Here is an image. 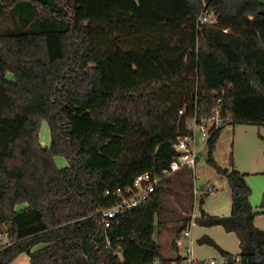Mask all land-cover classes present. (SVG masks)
I'll use <instances>...</instances> for the list:
<instances>
[{
  "label": "trees",
  "instance_id": "1",
  "mask_svg": "<svg viewBox=\"0 0 264 264\" xmlns=\"http://www.w3.org/2000/svg\"><path fill=\"white\" fill-rule=\"evenodd\" d=\"M205 10L216 23L198 27ZM196 108L264 128V0H0V264H182L176 240L165 258L155 239L172 177L109 228L102 212L117 202L107 191L165 173ZM225 129L207 163L228 181L231 216L201 211L197 224L235 233L240 263L200 243L264 264L247 175L214 158Z\"/></svg>",
  "mask_w": 264,
  "mask_h": 264
},
{
  "label": "rangeland",
  "instance_id": "2",
  "mask_svg": "<svg viewBox=\"0 0 264 264\" xmlns=\"http://www.w3.org/2000/svg\"><path fill=\"white\" fill-rule=\"evenodd\" d=\"M226 131L217 146L214 158L223 169L231 168L233 163L236 170L248 174L247 182L252 190L250 201L256 212H262L257 217L259 225L264 227V128L259 125L236 124ZM39 136L43 147H50L51 132L48 122L41 123ZM207 154V151L204 152L196 165V180L182 177L163 185L162 209L157 220V224L158 221L161 224L156 227L155 238L162 246L165 258H176L173 243L181 238L183 231L194 221L193 215L196 218L201 215L199 202L196 201L195 204L193 187L200 195L203 188L211 190L215 185L218 191L206 198L203 210L211 216H231L232 191L226 177L219 175L207 163ZM55 161L61 169L68 166L63 157H57ZM191 235L193 257L198 260L210 261L222 256L216 247L198 243V240L205 236L213 239L224 251L235 252L239 247L237 235L225 232L222 227H202L196 224L191 227ZM6 241L5 237L4 242ZM11 264H30V261L27 254H22Z\"/></svg>",
  "mask_w": 264,
  "mask_h": 264
},
{
  "label": "built area",
  "instance_id": "3",
  "mask_svg": "<svg viewBox=\"0 0 264 264\" xmlns=\"http://www.w3.org/2000/svg\"><path fill=\"white\" fill-rule=\"evenodd\" d=\"M207 23L215 24L216 20L213 13L205 10L197 24L200 27ZM179 113L181 116H184L185 110H181ZM231 125L232 118L229 113L222 114V111L217 109L212 116H206L203 114L202 108H196L194 115L187 121V133L180 135L173 146L175 151L174 158L163 175L144 173L137 176L132 187L125 190L116 189L106 192V196L115 197L117 202L113 208L102 212L105 227L109 228L112 219H115L124 208L138 207L147 201L163 179L171 178L183 170L194 171L203 153L208 152L210 139L220 129L230 127ZM211 190L209 189L210 192ZM183 234L186 237L190 236L188 231H185ZM4 238L5 236H0V250L5 243ZM227 259L226 256L222 255L219 259L210 261L198 260L189 254L184 258L182 264H227ZM234 259L240 263L238 256L234 257Z\"/></svg>",
  "mask_w": 264,
  "mask_h": 264
},
{
  "label": "crops",
  "instance_id": "4",
  "mask_svg": "<svg viewBox=\"0 0 264 264\" xmlns=\"http://www.w3.org/2000/svg\"><path fill=\"white\" fill-rule=\"evenodd\" d=\"M234 126H230V127H227L225 130H224V132L222 133V136H223V134L224 133H226L227 131V129H232ZM222 136H221V138H222ZM264 138V137H263ZM221 140V139H220ZM220 142V141H219ZM219 144V143H218ZM218 146V145H217ZM244 174H246V173H244ZM247 175V177H248V174H246ZM174 177V178H173ZM172 177V179L171 180H177V179H179V178H189V179H193V180H196L197 178H196V176H195V174H194V171H191V170H183V171H181V172H178V173H176L174 176ZM247 177H246V181H247ZM248 183V182H247ZM194 185V184H193ZM248 185H249V183H248ZM185 186V185H184ZM186 186L188 187L189 185H187L186 184ZM250 186V185H249ZM186 187V188H187ZM218 191V189L216 188V186L215 185H213L212 186V191L210 192L209 191V189L208 190H206V188H203V190L201 191V193H200V195L198 194L199 192H197L196 190H195V188L193 187V194H194V196H195V204H196V201L197 202H199V205H200V201L203 199L204 200V203H203V205L205 204V200H206V198L210 195V194H215L216 192ZM196 192V193H195ZM199 195V196H198ZM195 204H194V207H195ZM203 205H201L200 206V210L201 211H204L203 210ZM193 207V208H194ZM194 210V209H193ZM205 212V211H204ZM254 212L258 215V214H261L262 212H256L255 210H254ZM206 213V212H205ZM207 214V213H206ZM209 215V214H208ZM201 216V215H200ZM200 216H199V218H200ZM211 216V215H210ZM216 217H218V216H216ZM193 218H194V221H192L191 223H190V225L187 227V229H185L184 231H183V233L185 232V231H188L189 233H190V236H188V237H186L183 233H182V236H181V238L180 239H177L176 240V243H177V250H178V254L182 257V258H186L189 254H191L192 256H193V248H192V243L190 242V238H191V227L193 226V225H196L197 224V220H199V218H196V217H194V215H193ZM195 219H197V220H195ZM254 224H255V226L257 227V228H259L260 230H263L264 231V227H262V226H260L259 225V218L256 216L255 217V219H254ZM198 225V224H197ZM199 226H201V225H199ZM202 227H204V226H202ZM214 227H221V226H214ZM223 228V227H222ZM224 229V228H223ZM225 230V229H224ZM225 232H227V231H225ZM228 233V232H227ZM156 234L157 233H155V237H156ZM230 234H235V233H230ZM204 238H210V237H208V236H205V237H202L200 240H202V239H204ZM156 239V238H155ZM211 239V238H210ZM200 240H198V243L200 244V245H208V244H201L200 243ZM213 240V239H212ZM214 241V240H213ZM238 241H239V247H238V250L237 251H235V252H231V251H227V252H229V253H231L232 255H234V256H238L240 253H241V248H240V240L238 239ZM188 251H190V253H188ZM28 259H29V257H28ZM29 261H30V259H29Z\"/></svg>",
  "mask_w": 264,
  "mask_h": 264
}]
</instances>
